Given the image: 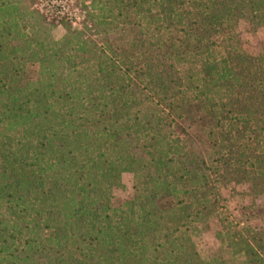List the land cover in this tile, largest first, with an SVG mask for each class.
Instances as JSON below:
<instances>
[{
    "label": "trees",
    "instance_id": "trees-1",
    "mask_svg": "<svg viewBox=\"0 0 264 264\" xmlns=\"http://www.w3.org/2000/svg\"><path fill=\"white\" fill-rule=\"evenodd\" d=\"M32 4L0 0V264H264V45L238 31L264 0Z\"/></svg>",
    "mask_w": 264,
    "mask_h": 264
},
{
    "label": "rangeland",
    "instance_id": "rangeland-1",
    "mask_svg": "<svg viewBox=\"0 0 264 264\" xmlns=\"http://www.w3.org/2000/svg\"><path fill=\"white\" fill-rule=\"evenodd\" d=\"M78 5V4H77ZM32 7L34 5L32 4ZM79 7V5H78ZM238 31L241 37V42L243 48L245 50H255L256 48L264 45V28L257 27L255 28L250 19H242L238 23ZM64 30L62 27L58 26L53 31L54 37L58 38L63 34ZM131 182L132 176L130 173L126 172L122 176V189L117 192L118 196H127L131 193ZM227 194V191H224ZM239 201H234L233 204H238ZM253 224L264 226V221L255 219L253 220ZM195 242L199 246V248L204 251L205 253L210 250V248H217L218 242L214 238L212 231H206L203 233L198 234L195 237Z\"/></svg>",
    "mask_w": 264,
    "mask_h": 264
},
{
    "label": "built area",
    "instance_id": "built-area-1",
    "mask_svg": "<svg viewBox=\"0 0 264 264\" xmlns=\"http://www.w3.org/2000/svg\"><path fill=\"white\" fill-rule=\"evenodd\" d=\"M41 13L52 18H66L72 26H78L83 15L75 5V0H32Z\"/></svg>",
    "mask_w": 264,
    "mask_h": 264
}]
</instances>
